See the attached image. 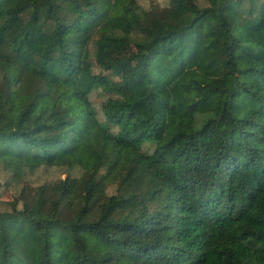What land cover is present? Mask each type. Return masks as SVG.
Returning a JSON list of instances; mask_svg holds the SVG:
<instances>
[{"label": "trees", "instance_id": "1", "mask_svg": "<svg viewBox=\"0 0 264 264\" xmlns=\"http://www.w3.org/2000/svg\"><path fill=\"white\" fill-rule=\"evenodd\" d=\"M0 164V264H264V0H0Z\"/></svg>", "mask_w": 264, "mask_h": 264}, {"label": "rangeland", "instance_id": "2", "mask_svg": "<svg viewBox=\"0 0 264 264\" xmlns=\"http://www.w3.org/2000/svg\"><path fill=\"white\" fill-rule=\"evenodd\" d=\"M138 3L142 7L149 9L152 7H162L168 3V0H138ZM90 96L92 102L97 107L104 97V93L101 90H94ZM68 173L78 176L81 173V168H69L65 165H40L32 169H24L21 177L18 180H14L11 178L10 172L3 170L0 164V209H10V203L14 202V199L21 195L23 188H25L23 190L24 193H28V191L33 193L38 185L64 178ZM115 186V183L109 182L106 185V193H114ZM18 205H21L20 201Z\"/></svg>", "mask_w": 264, "mask_h": 264}]
</instances>
